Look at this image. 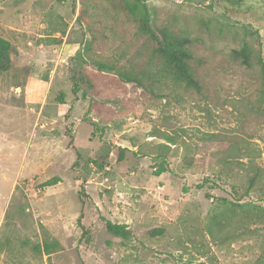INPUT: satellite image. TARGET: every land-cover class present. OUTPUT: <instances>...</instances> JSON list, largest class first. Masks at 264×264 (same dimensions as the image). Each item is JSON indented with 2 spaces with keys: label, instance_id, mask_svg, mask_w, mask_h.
I'll list each match as a JSON object with an SVG mask.
<instances>
[{
  "label": "rangeland",
  "instance_id": "1",
  "mask_svg": "<svg viewBox=\"0 0 264 264\" xmlns=\"http://www.w3.org/2000/svg\"><path fill=\"white\" fill-rule=\"evenodd\" d=\"M0 39V264H264V0H0Z\"/></svg>",
  "mask_w": 264,
  "mask_h": 264
},
{
  "label": "trees",
  "instance_id": "2",
  "mask_svg": "<svg viewBox=\"0 0 264 264\" xmlns=\"http://www.w3.org/2000/svg\"><path fill=\"white\" fill-rule=\"evenodd\" d=\"M231 4H238L242 3L245 0H226ZM130 12H134L133 9L128 8ZM147 17H143V22L147 24ZM148 27V25H146ZM160 35H158V44L159 47L156 49L154 52L158 54L162 59L168 63L172 71L175 75V77L180 80L185 82V84L189 87H193L199 91H201V84L200 81L197 77V74L193 68L192 65V60L194 59V55L189 51L187 46L191 43L188 38H178V37H173L169 33L168 29H163L160 31ZM156 38V37H155ZM246 51L244 50L243 52L239 53L241 56L245 55ZM247 58V55H246ZM260 65H261V73H262V83H261V88L259 89V94L262 96V99H264V63L259 60ZM10 65V45L0 39V71L5 70L9 67ZM104 68V67H103ZM119 75L125 79L127 82H135V83H140L141 82V77L135 73H127L121 71ZM120 158H123V155L120 156ZM165 167L161 166L159 170L157 171V175L162 174L165 172ZM60 182V179L54 178L45 183L44 186H54L57 183ZM256 182L255 179H252L251 182L249 183V188L254 186L253 184ZM247 194V191L246 193ZM264 201V199H263ZM106 229L107 231L116 236L120 237L123 239H127L130 235V230L120 224H115L112 221L106 220ZM257 222L264 223V208L260 207L259 208V214L257 215ZM152 235H161L163 234V230L160 229H155L151 232Z\"/></svg>",
  "mask_w": 264,
  "mask_h": 264
},
{
  "label": "crops",
  "instance_id": "3",
  "mask_svg": "<svg viewBox=\"0 0 264 264\" xmlns=\"http://www.w3.org/2000/svg\"><path fill=\"white\" fill-rule=\"evenodd\" d=\"M18 173L19 172H17V175H16L17 180H18V175H19ZM10 181L14 182V180L10 176L5 175V168H4L3 162L0 161V201H2L5 198L4 196L5 184L9 183ZM0 225H1V218H0Z\"/></svg>",
  "mask_w": 264,
  "mask_h": 264
}]
</instances>
